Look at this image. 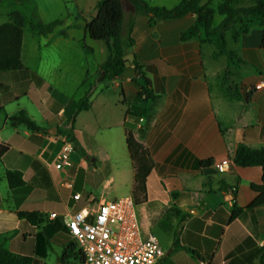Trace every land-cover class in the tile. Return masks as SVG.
<instances>
[{"label":"crops","instance_id":"0c3cea01","mask_svg":"<svg viewBox=\"0 0 264 264\" xmlns=\"http://www.w3.org/2000/svg\"><path fill=\"white\" fill-rule=\"evenodd\" d=\"M98 1L0 0V26L13 12L26 19L23 68L0 72V145H8L0 156V244L31 257L32 264H61L64 249L73 243L65 215L88 204L96 208L102 200L133 197L135 169L126 145L130 131L154 162L146 199L136 205L144 234H155L166 253L162 264H199L202 259L263 264L264 205L250 208L258 197L252 185L262 183L263 169L233 162L240 145L264 146L263 30L254 28L237 43L228 37L229 48L245 62L232 68L231 82L241 98L230 100L218 82L226 58L215 59L214 46L197 37L181 40L195 22L193 15L151 27L147 16L126 10L125 22L134 18L129 67L116 80L99 82L108 47L86 32ZM55 20L61 24L52 32L31 28ZM134 59L150 67L144 71L157 100H138L144 82ZM212 80L218 83L215 92ZM92 87L90 108L80 111L71 126L76 102ZM20 112L38 128L12 125L10 118ZM64 132L76 144L68 171L54 165ZM223 158L231 160L223 173L207 164ZM9 171L20 173L23 184L10 185ZM77 193L82 194L78 202ZM236 208L242 211L231 219ZM176 210L189 217L183 221ZM19 213H38V224Z\"/></svg>","mask_w":264,"mask_h":264},{"label":"trees","instance_id":"16d2710c","mask_svg":"<svg viewBox=\"0 0 264 264\" xmlns=\"http://www.w3.org/2000/svg\"><path fill=\"white\" fill-rule=\"evenodd\" d=\"M129 2L133 7L134 14H142L149 18L151 27L161 21L180 19L188 14L193 15L195 22L182 32L181 40L185 41L197 37L201 44L213 45L215 48L214 58L224 57L227 60L226 69L218 77L223 96L230 100L241 98L238 88L231 82L232 68L238 69L245 62L238 52L229 48L228 33L232 31L231 40L237 43L242 35L248 34L254 28H261L263 30L262 48L264 49V0H255L253 5L246 7H237L238 0H219L216 8L213 7V0H181L177 6L171 9L151 6L144 0H129ZM95 9L96 14L87 23L86 32L92 40L104 42L109 52L107 59L100 67L99 82L116 80L125 73L130 64L127 56L135 45V40L132 37L134 18L131 17L128 23L125 22V0H99ZM216 13L224 17L217 27L214 25ZM25 23L26 19L21 13L13 12L10 15V21L0 26V72L23 68L21 54ZM60 24V20L48 24L32 23L31 28L43 34L52 32ZM85 47L90 51L93 50L88 46ZM133 63L138 77L144 81V84L140 85L138 100L143 97L157 100L158 96L154 94L152 83L144 71L150 67L140 65L136 59L133 60ZM92 92L93 87L81 100L76 102V111L71 126H73L75 117L80 111L90 108L89 99ZM10 123L12 125H25L33 129L38 128L25 112H20L11 117ZM126 145L135 169L133 197L136 204H141L146 199V181L154 167V162L146 146L136 139L130 131L126 132ZM7 149L8 145L1 144L0 156ZM233 162L239 167L258 166L263 169L262 183L252 185V190L258 194V197L250 208L264 205V146L251 148L240 145L235 152ZM212 163L209 161L207 164L211 165ZM7 176L10 185L20 186L23 184L20 173L9 171ZM17 177L18 179H15ZM176 211L181 215L183 221L189 217V214ZM241 211L242 209L236 208L231 219L236 218ZM19 216L32 224H38V213H19ZM174 245H177V241L174 242ZM70 259L82 262L74 243H70L64 249L59 261L61 264H66ZM262 261L264 264V249L262 250ZM32 262L31 257L15 255L0 244V264H32Z\"/></svg>","mask_w":264,"mask_h":264},{"label":"built area","instance_id":"2783aa9c","mask_svg":"<svg viewBox=\"0 0 264 264\" xmlns=\"http://www.w3.org/2000/svg\"><path fill=\"white\" fill-rule=\"evenodd\" d=\"M59 142L54 165L59 170L68 171L74 166L72 156L76 152V144L67 132L60 134ZM213 165L223 173L230 167L231 160L223 158ZM236 190L235 186L230 188L231 193ZM81 199L82 194L74 195L76 202ZM55 216L50 215L52 218ZM65 223L83 264H162L166 255L155 234H144L132 196L102 200L96 208L88 204L73 214L65 215ZM199 264L212 263L202 259Z\"/></svg>","mask_w":264,"mask_h":264},{"label":"rangeland","instance_id":"374dc122","mask_svg":"<svg viewBox=\"0 0 264 264\" xmlns=\"http://www.w3.org/2000/svg\"><path fill=\"white\" fill-rule=\"evenodd\" d=\"M151 6H158V7H166V8H174L177 6L181 0H144ZM207 1V0H206ZM219 0H213V7L216 8ZM255 3V0H238L237 7H246V6H251ZM125 6L126 10L131 13H134L133 7L129 0H125ZM224 17L221 16L220 14L216 13L215 15V20H214V25L217 27L221 24L223 21ZM231 33L232 31H229L228 37L231 39ZM230 42V41H229ZM144 82V81H143ZM217 85L218 83L215 80H212V86H213V91L215 92L217 90ZM157 235L160 237L161 242L166 243L167 236L164 235L163 233H157Z\"/></svg>","mask_w":264,"mask_h":264}]
</instances>
